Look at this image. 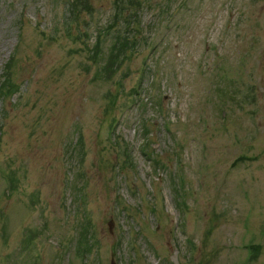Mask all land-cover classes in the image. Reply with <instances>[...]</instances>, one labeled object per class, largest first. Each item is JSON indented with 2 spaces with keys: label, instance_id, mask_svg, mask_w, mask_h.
I'll return each instance as SVG.
<instances>
[{
  "label": "rangeland",
  "instance_id": "1",
  "mask_svg": "<svg viewBox=\"0 0 264 264\" xmlns=\"http://www.w3.org/2000/svg\"><path fill=\"white\" fill-rule=\"evenodd\" d=\"M0 264H264V0H0Z\"/></svg>",
  "mask_w": 264,
  "mask_h": 264
},
{
  "label": "trees",
  "instance_id": "2",
  "mask_svg": "<svg viewBox=\"0 0 264 264\" xmlns=\"http://www.w3.org/2000/svg\"><path fill=\"white\" fill-rule=\"evenodd\" d=\"M88 1L89 0H69L71 13H78L80 11L86 10ZM129 19L133 21L131 17ZM112 42L113 44L111 45V50L108 52V55H106V59L102 67V70L103 68L107 69L108 72L106 75L109 74L110 76L118 70L119 65H121L125 58H127V51L129 50V47L132 43L129 38L121 37L119 35H117ZM98 43H100V41Z\"/></svg>",
  "mask_w": 264,
  "mask_h": 264
}]
</instances>
